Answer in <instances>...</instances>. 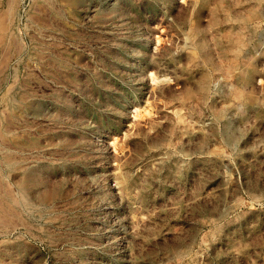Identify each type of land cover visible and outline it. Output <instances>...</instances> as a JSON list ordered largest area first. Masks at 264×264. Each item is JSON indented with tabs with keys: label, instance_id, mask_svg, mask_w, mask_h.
<instances>
[{
	"label": "rangeland",
	"instance_id": "obj_1",
	"mask_svg": "<svg viewBox=\"0 0 264 264\" xmlns=\"http://www.w3.org/2000/svg\"><path fill=\"white\" fill-rule=\"evenodd\" d=\"M0 26V264H264V0H0Z\"/></svg>",
	"mask_w": 264,
	"mask_h": 264
},
{
	"label": "bare ground",
	"instance_id": "obj_2",
	"mask_svg": "<svg viewBox=\"0 0 264 264\" xmlns=\"http://www.w3.org/2000/svg\"><path fill=\"white\" fill-rule=\"evenodd\" d=\"M255 8V7H254ZM248 19V18H247ZM253 20H254V18H253ZM257 20V19H256ZM1 21H2V19H1ZM245 21H246V19H245ZM244 21V22H245ZM255 23V22H254ZM253 23V24H254ZM257 24V23H256ZM2 25V24H1ZM6 26V25H5ZM1 27V26H0ZM4 29V28H3ZM2 29V30H3ZM5 30V29H4ZM9 31V30H8ZM190 32V31H189ZM1 33V32H0ZM7 34V33H6ZM223 34V33H222ZM11 35V34H10ZM2 37V36H1ZM234 37V36H233ZM10 38V37H9ZM158 38V37H157ZM244 38V37H243ZM159 39V38H158ZM156 40V39H155ZM4 41V40H3ZM158 41V40H157ZM157 41H155V42H157ZM1 43V42H0ZM4 43V42H3ZM236 43V42H235ZM14 46V45H13ZM37 46V45H36ZM16 47V46H15ZM190 47V46H189ZM242 47V46H241ZM17 49V48H16ZM45 50V49H44ZM67 53H65L64 55H66ZM69 56V55H68ZM65 58H66V56H65ZM65 62V61H64ZM39 63V62H38ZM66 69V68H65ZM155 77V76H154ZM164 78V77H163ZM165 78H167V79H169L167 76L165 77ZM150 81H151V79H150ZM153 81V80H152ZM210 82V81H209ZM160 84V83H159ZM206 90V89H205ZM242 94V93H241ZM246 94V93H245ZM244 94V95H245ZM9 96V95H8ZM6 99H7V97H6ZM17 99H19V98H17ZM251 99V98H250ZM4 102V101H3ZM13 105V104H12ZM223 107V106H222ZM6 134V133H5ZM115 149H113V151H114ZM21 152V151H20ZM14 161V160H13ZM15 162V161H14ZM13 162V163H14ZM22 162V161H21ZM17 163V162H16ZM19 163V162H18ZM164 163V162H163ZM6 164V163H5ZM18 165V164H17ZM163 165V164H162ZM5 167V166H4ZM12 169V168H11ZM124 174V173H123ZM120 175V174H119ZM127 175V174H126ZM20 176V175H19ZM124 176V175H123ZM122 180V179H121ZM123 181V180H122ZM39 182V181H38ZM21 183V182H20ZM33 183V182H32ZM6 185V184H5ZM4 185V186H5ZM29 186H30V183L28 184ZM32 185V184H31ZM9 186V185H8ZM21 186H23V184L21 185ZM27 186V185H26ZM35 186V185H34ZM39 186V185H38ZM2 187V186H1ZM37 187V186H36ZM35 187V188H36ZM4 188V187H3ZM10 188V187H9ZM15 188V187H14ZM60 189V188H59ZM4 190V189H3ZM14 190V189H13ZM24 190V189H23ZM5 191V190H4ZM35 191V190H34ZM30 192V191H29ZM32 193V192H31ZM55 193V192H54ZM58 193H60V191L58 192ZM5 194V193H4ZM21 194V193H20ZM16 195V194H15ZM57 195V194H56ZM59 195V194H58ZM11 196V195H10ZM32 196H34V195H32ZM4 197V196H3ZM6 197V196H5ZM5 197L3 198V199H5ZM21 198V197H20ZM35 198H36V196H35ZM34 198V199H35ZM38 198V197H37ZM41 199H42V197H40ZM12 199V198H11ZM44 199H46V197L44 198ZM19 200H21V199H19ZM1 201V200H0ZM5 201H7L6 199H5ZM9 201V200H8ZM25 201V200H24ZM27 201V200H26ZM32 201V200H31ZM44 201V200H43ZM3 202V201H2ZM9 202H11V201H9ZM15 202V201H14ZM17 203V202H16ZM20 203H22V202H20ZM40 203V202H39ZM38 203V204H39ZM3 204V203H2ZM9 204V203H8ZM27 204V203H26ZM37 204V203H36ZM36 204H34L35 205V207H36ZM17 205V204H16ZM29 205V204H28ZM11 206V205H10ZM12 206H14V205H12ZM27 206V205H26ZM41 206V205H40ZM43 206V205H42ZM2 207V206H1ZM0 207V208H1ZM22 207V206H21ZM46 207H47V205H46ZM50 208H52V207H50ZM2 209H3V207H2ZM10 209V208H9ZM13 209V208H12ZM11 209V210H12ZM21 209V211H22V209H23V207L22 208H20ZM28 209H31V207L30 208H28ZM34 209V208H33ZM37 209V208H36ZM20 211V210H19ZM25 211V210H24ZM52 211V210H51ZM36 212V211H35ZM37 212H38V210H37ZM42 212V211H41ZM46 212V211H45ZM48 212V211H47ZM27 213V212H26ZM33 213V212H32ZM50 213V212H49ZM3 213H1L0 215H2ZM9 214V213H8ZM16 214V213H15ZM25 214V213H24ZM30 214V213H29ZM37 214H40V213H37ZM17 215H18V212H17ZM4 216V215H3ZM13 216H15L14 214H13ZM23 216V215H22ZM29 216V215H28ZM1 217V216H0ZM5 217H6V215H5ZM8 217V216H7ZM26 218H27V216H26ZM2 219V218H1ZM7 219V218H6ZM15 219V218H14ZM23 219V218H22ZM30 219V218H29ZM9 220V219H8ZM12 220H13V218H12ZM24 220V219H23ZM1 221V220H0ZM3 221V220H2ZM6 221V220H5ZM14 221V220H13ZM17 221H19V220H17ZM7 222V221H6ZM5 222V223H6ZM10 222V221H9ZM16 222V221H15ZM21 222V221H20ZM24 222V221H23ZM27 223V222H26ZM20 224V223H19ZM25 224V223H24ZM11 225V224H10ZM4 226V225H3ZM27 226H28V224H27ZM33 225H31L30 227H32ZM10 228H11V226H10ZM28 228V227H27ZM34 228V227H33ZM1 229V228H0ZM4 229V228H3ZM5 231V230H4ZM4 231H2V232H4ZM7 233V232H6Z\"/></svg>",
	"mask_w": 264,
	"mask_h": 264
}]
</instances>
